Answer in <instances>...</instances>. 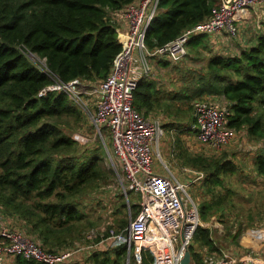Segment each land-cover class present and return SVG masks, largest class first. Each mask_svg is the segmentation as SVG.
Listing matches in <instances>:
<instances>
[{
    "label": "trees",
    "instance_id": "1",
    "mask_svg": "<svg viewBox=\"0 0 264 264\" xmlns=\"http://www.w3.org/2000/svg\"><path fill=\"white\" fill-rule=\"evenodd\" d=\"M134 1L0 0V204L28 222L30 232L37 233L48 250L79 235L75 222L84 215L76 199L114 175V170L104 163L103 143L100 149L79 154L78 142L63 125L71 120L78 124L81 109L64 91L39 95L52 79L31 56L44 59L45 67L63 82L105 79L123 49L112 14ZM220 4L221 0H159L146 32L148 49L161 47L207 20ZM206 39L202 35L189 43L198 58V45ZM194 75V85L174 93L173 100L221 96L230 110L228 126H246L264 141V33L239 54H211ZM157 104L156 83L141 79L133 94L134 108L148 116ZM187 162L208 170L210 182L235 168L229 160L202 157ZM254 164L264 177V145ZM199 211L206 219L209 205L203 203ZM126 219L119 223L121 228ZM197 247L217 252L210 228L198 226L190 246L191 261L203 264ZM112 252L94 254V263L125 264L126 247ZM150 262L151 255L144 253L142 264Z\"/></svg>",
    "mask_w": 264,
    "mask_h": 264
},
{
    "label": "built area",
    "instance_id": "2",
    "mask_svg": "<svg viewBox=\"0 0 264 264\" xmlns=\"http://www.w3.org/2000/svg\"><path fill=\"white\" fill-rule=\"evenodd\" d=\"M158 3L159 0H136L114 12L123 18L127 29L117 31L123 49L103 80L76 78L63 82L45 67L44 59L31 56L43 63L41 70L52 79L39 95L64 91L82 108L88 107L87 100L95 101L91 121L99 137H109L110 161L121 170L122 177L118 179L121 194L126 198L127 225L107 233L98 232V236L107 237L97 244L94 243L97 231L91 229L86 234L91 244H78L74 249L57 252L44 248L22 230L1 227L0 264H17L19 258L37 264H90L87 257L107 247L110 250L126 247L128 264L131 256L135 264H142L144 253L151 255L150 264H180L185 251L190 252L194 233L198 226H203L198 207L187 192L188 183L162 159L164 124L138 112L133 105V94L141 79L152 77L156 61L178 63L184 60L192 39L205 35L211 47H220L229 38L239 40L243 26L238 21L240 13L263 9L264 0H221L207 20L150 50L145 43L146 32ZM228 114L227 108L215 102L197 100L188 127L201 144L221 150L235 137L234 130L228 126ZM195 174L197 181L204 178L202 173ZM130 192L139 198L130 201ZM133 206L137 210H133ZM229 250L207 251L201 257L202 262L264 264V248L260 252Z\"/></svg>",
    "mask_w": 264,
    "mask_h": 264
},
{
    "label": "rangeland",
    "instance_id": "3",
    "mask_svg": "<svg viewBox=\"0 0 264 264\" xmlns=\"http://www.w3.org/2000/svg\"><path fill=\"white\" fill-rule=\"evenodd\" d=\"M255 12L256 17L251 20L252 22L243 24L241 30L239 40L245 39L247 45L255 44L257 38L264 33V8ZM232 40L239 41L230 38L225 40L226 48H236L235 54H239L243 47L235 46L231 42ZM189 45L188 56L178 63L156 61L153 65L152 77L149 78L156 83L158 104L150 111L148 117L164 124L162 159L178 177L188 183L187 192L197 205L198 210L203 203L209 205L206 219L202 218L199 211L200 220L204 227L211 229L218 253L221 250L230 251L229 249L260 252L264 248V177L257 174L254 159L262 150L264 141L252 136L246 126L239 129L231 128L235 132V137L221 150L209 148L198 141L196 133L188 127L192 120L195 101L208 100L227 108L228 111L230 110L228 102L221 96L205 94L192 99L176 101L171 98L174 93L194 85V82L197 81L195 72H198L211 54H214L213 51L207 49L209 46L204 50L198 49L200 56L198 60L194 58L197 55L195 52H193L194 57L191 56ZM32 61L37 63L38 67H43V63L39 62L38 59H32ZM86 102L87 108L78 105L82 112L81 121L75 124L71 120L69 124L63 125V128L70 130V134L78 142L79 154L87 151L91 153L92 149H100L103 143L107 152L104 163L114 170V175L101 181L100 185L89 193L76 199L77 208L84 215L80 222H75L79 227V235L70 240L67 245L53 248L52 251L56 252L63 249H74L78 244H91L92 241L86 239V234L91 229H96V236H98L99 233H107L110 229L124 228L127 224L121 228L119 223L126 218L128 223L126 198L121 194L118 179L122 177L121 170L118 165L110 161L111 142L109 137L107 135L104 138L99 137L92 124L91 116L95 109V101L91 99ZM202 157L210 160H229L235 166L234 171L221 174L219 181H207V176L210 174L208 170L200 169L187 162V160L194 161L199 158L202 159ZM195 173H202L204 178L197 181L194 178ZM129 198L130 201H133L139 196L130 192ZM132 209L135 210V206ZM1 227L22 230L44 247L39 235L30 232L28 222L19 214L6 211L2 204H0ZM105 237L107 236H98L94 239V243H99ZM197 248L200 251V258L208 251L207 248ZM106 252L113 255L110 247H107V250L94 252V254ZM94 254L87 257L90 264H95L93 261ZM130 260V264H135L132 256ZM14 263L16 264V262ZM17 264L19 263L17 262ZM190 264L194 263L191 261Z\"/></svg>",
    "mask_w": 264,
    "mask_h": 264
},
{
    "label": "crops",
    "instance_id": "4",
    "mask_svg": "<svg viewBox=\"0 0 264 264\" xmlns=\"http://www.w3.org/2000/svg\"><path fill=\"white\" fill-rule=\"evenodd\" d=\"M256 10H245V11H242V13H240V17H239V19H238V21L241 23V24H245V23H248L249 21H251L253 18H255L256 16V12H255ZM112 17H113V19L116 21V24H117V28H119V29H117V31L119 32V31H126V29H127V26H126V24H125V22L123 21V18L121 17V16H119V15H114V13L112 14ZM252 22V21H251ZM121 35V34H120ZM121 36H123V35H121ZM118 38H119V36H118ZM232 43H234L235 44V46L236 45H240L241 47H243V48H241L240 50H244V49H246V48H249L250 46H251V44L250 45H247V43H246V41H245V39L244 40H242V41H231ZM207 46H209V48L207 47ZM190 47V46H189ZM207 47V49H209V50H211V51H213V52H216L217 54H233V53H235V51H236V48H233V47H228V48H226V43H225V41L223 42V44L220 46V47H218V46H216V47H211V45L210 44H208V39H206V41H205V43H199V45H198V49H200V50H204L205 48ZM232 51H231V50ZM235 49V50H234ZM219 51V52H218ZM191 54V56H193L194 57V55L192 54V53H190ZM194 58H197L198 60H199V58H198V56H195ZM196 59H194V61H195ZM195 62H197V61H195ZM135 210H137V209H135Z\"/></svg>",
    "mask_w": 264,
    "mask_h": 264
},
{
    "label": "water",
    "instance_id": "5",
    "mask_svg": "<svg viewBox=\"0 0 264 264\" xmlns=\"http://www.w3.org/2000/svg\"><path fill=\"white\" fill-rule=\"evenodd\" d=\"M190 263H191V254L187 250V251H185L184 256H183L180 264H190ZM126 264H128V262H126Z\"/></svg>",
    "mask_w": 264,
    "mask_h": 264
}]
</instances>
